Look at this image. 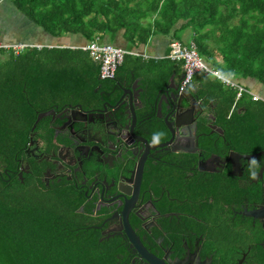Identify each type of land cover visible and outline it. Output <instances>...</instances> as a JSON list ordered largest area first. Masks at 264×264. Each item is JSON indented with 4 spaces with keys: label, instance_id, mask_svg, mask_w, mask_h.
Returning a JSON list of instances; mask_svg holds the SVG:
<instances>
[{
    "label": "flooded vegetation",
    "instance_id": "flooded-vegetation-1",
    "mask_svg": "<svg viewBox=\"0 0 264 264\" xmlns=\"http://www.w3.org/2000/svg\"><path fill=\"white\" fill-rule=\"evenodd\" d=\"M115 77L98 87L90 107L73 99L44 104L39 129L1 179L30 176L38 187L68 188L81 216L76 227L114 246L115 264H148L132 247L128 227L166 264L243 263L254 243L264 253V150L251 154L245 145L236 150L219 141L224 131L215 106L196 92L193 103L184 93L191 87L180 89L182 74L158 84L153 98L150 84ZM132 86L144 104L139 109L132 96L134 113L125 109ZM163 92L174 105L184 96L176 109L181 127H167L168 102L156 111ZM240 235L248 238L246 248L233 244Z\"/></svg>",
    "mask_w": 264,
    "mask_h": 264
},
{
    "label": "trees",
    "instance_id": "trees-1",
    "mask_svg": "<svg viewBox=\"0 0 264 264\" xmlns=\"http://www.w3.org/2000/svg\"><path fill=\"white\" fill-rule=\"evenodd\" d=\"M30 21L52 36L78 34L87 41L104 36L123 38L135 48L152 35L169 36L189 28L201 60L212 69L235 78H251L264 86V0H11ZM172 35V36H173ZM172 40H177L173 38ZM144 86L155 92L158 84L182 74V64L168 59L141 64L125 55L116 77L128 61ZM99 64L81 49L26 48L14 56L0 49V264H115L114 246L77 223L81 216L68 188L38 187L28 176L9 180L3 172L38 130V113L49 101L95 105L101 89L113 81L99 78ZM155 69L159 76H150ZM215 106L221 142L251 154L264 150V103L242 96L200 74L190 86ZM146 100V99H145ZM212 140V139H210ZM94 232V230H91ZM233 244L246 248L248 238L235 236ZM253 243V242H252ZM255 248V249H254ZM258 250V252H257ZM240 254L236 255V258ZM235 264L237 260H227ZM224 260L221 261L223 263ZM242 264H264V253L255 247Z\"/></svg>",
    "mask_w": 264,
    "mask_h": 264
},
{
    "label": "crops",
    "instance_id": "crops-1",
    "mask_svg": "<svg viewBox=\"0 0 264 264\" xmlns=\"http://www.w3.org/2000/svg\"><path fill=\"white\" fill-rule=\"evenodd\" d=\"M180 26L181 25L179 24L176 27L178 30L174 33V35L173 33L169 36L157 34L152 35L145 45L138 48H135L127 43V41L123 38V31H121L115 36L116 43L113 45L136 53L137 56H129L139 59L138 61L143 65H147V63L152 64V62H154V64H159L158 62L167 59L168 44L173 38H176L177 41L181 42L182 44H188L191 41V30L189 28L181 30L179 29ZM178 31L181 32L180 35L182 36V40L176 35ZM95 40L98 41L97 39ZM88 42L89 41L78 34H63L59 37H52L46 34L42 28L34 24V22L30 21L20 10L14 6L11 0H0V43L4 46L22 43L28 45L29 47L27 48H35L37 50L53 47L82 50V47ZM98 42L101 44H111L110 37L108 36H104L103 39ZM128 62L129 63H127V66H125L119 74V79L129 80L132 77L136 78L138 82L142 84V77H140L141 75L134 71L136 66V64H134L135 61L129 60ZM154 71L155 69H153L149 75L157 76ZM235 79L252 93L264 97V86L256 80L251 78H244V80L243 78ZM190 87L191 94L196 92L198 89L196 85H191Z\"/></svg>",
    "mask_w": 264,
    "mask_h": 264
},
{
    "label": "built area",
    "instance_id": "built-area-1",
    "mask_svg": "<svg viewBox=\"0 0 264 264\" xmlns=\"http://www.w3.org/2000/svg\"><path fill=\"white\" fill-rule=\"evenodd\" d=\"M27 47L26 44L4 46L0 43V49L9 50L14 56L19 55ZM89 54L93 62L99 64V78L101 80L113 79L117 69L125 55L137 56L136 53L121 49L111 44H101L96 40L89 41L82 47ZM167 59L182 64V79L180 89L190 86L195 75H202L219 82L224 88L236 92L235 102L242 96H248L253 102L264 103V97L258 96L240 84L233 75L224 74L218 69H212L199 57L195 45L192 42L182 44L177 40H171L168 44Z\"/></svg>",
    "mask_w": 264,
    "mask_h": 264
},
{
    "label": "water",
    "instance_id": "water-1",
    "mask_svg": "<svg viewBox=\"0 0 264 264\" xmlns=\"http://www.w3.org/2000/svg\"><path fill=\"white\" fill-rule=\"evenodd\" d=\"M134 84L138 87L136 81H135ZM136 86H132V87H130L129 89L126 90L127 96L129 97V101H128V104H126L125 109L126 108H129V110L132 111V113H134V107H137V106H135L133 104L132 96H135L136 98H138V102L140 103L139 106H138L139 109H142L143 106H144L143 102L140 100L141 90H136ZM184 93L186 94V96L188 98H190L192 100L193 103H195V99H194V97L192 96V94H191V92L189 90H185ZM158 94L160 95L159 92H158ZM171 96H172V94H170L168 92H163V94L160 97H158L157 101L154 104V106L156 107V111L160 112L162 102L163 103H167L168 102L167 99H170L171 100ZM183 97L184 96H177V100H176V104L175 105L172 104V103H170V102H168V108L170 107L171 108V111L164 118V120H165L166 125H167L168 128H169L170 125L175 126L176 128L182 126V123H179V121H178V116H177V113H176V111H177L176 109L181 107V105H182V102L181 101H182ZM184 100H185V98H184ZM189 107H190V105L188 104V108ZM189 109H191V107ZM44 115L45 114H39L37 116L36 123H38L39 120ZM188 115H189V112H188ZM168 116H170V120L169 121L167 119ZM33 129H34V127L32 128V130ZM143 144H147V141L146 140H143ZM162 146H165V145H162ZM253 157H257V156H253ZM140 171H141V168L139 169V173H140ZM125 233L128 236L129 241H130L132 247L134 248V250L136 252H138V254L140 255V257L145 262H147L148 264H166L164 261H162V260L154 257L152 254H150L143 247V245L140 243L139 239L134 235L133 231L129 227L128 228H125ZM238 264H242V263L239 262Z\"/></svg>",
    "mask_w": 264,
    "mask_h": 264
},
{
    "label": "rangeland",
    "instance_id": "rangeland-1",
    "mask_svg": "<svg viewBox=\"0 0 264 264\" xmlns=\"http://www.w3.org/2000/svg\"><path fill=\"white\" fill-rule=\"evenodd\" d=\"M180 33L181 32H177L176 33V35H177V37H179V38H181V40H182V36L180 35ZM110 43L113 45V44H115L116 43V37H113V38H110ZM246 79V78H245ZM244 80V79H243Z\"/></svg>",
    "mask_w": 264,
    "mask_h": 264
}]
</instances>
